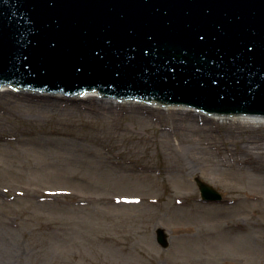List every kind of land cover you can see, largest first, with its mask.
<instances>
[{"label": "rangeland", "instance_id": "374dc122", "mask_svg": "<svg viewBox=\"0 0 264 264\" xmlns=\"http://www.w3.org/2000/svg\"><path fill=\"white\" fill-rule=\"evenodd\" d=\"M101 101L122 105L0 95V264H264V165L218 168L214 152L190 151L201 130L167 133V118L93 110ZM196 178L221 199L202 200ZM244 191L262 199L229 203Z\"/></svg>", "mask_w": 264, "mask_h": 264}, {"label": "water", "instance_id": "95a60500", "mask_svg": "<svg viewBox=\"0 0 264 264\" xmlns=\"http://www.w3.org/2000/svg\"><path fill=\"white\" fill-rule=\"evenodd\" d=\"M0 86L261 118L264 0H0Z\"/></svg>", "mask_w": 264, "mask_h": 264}, {"label": "bare ground", "instance_id": "6f19581e", "mask_svg": "<svg viewBox=\"0 0 264 264\" xmlns=\"http://www.w3.org/2000/svg\"><path fill=\"white\" fill-rule=\"evenodd\" d=\"M14 90L10 86H0V95ZM99 96L96 91L93 93H82L77 100L79 101H87L89 103H94L98 101ZM100 101V100H99ZM132 100H124L122 105L114 104V102L105 103L101 101L104 105H91L92 109H99L104 113H110L111 111L126 108L129 109H137L142 113H148L150 115H155L164 119L171 120V124L167 128L166 132L178 133L182 127V124L185 125L188 129L192 131L201 130L205 137H202L198 140V142H191L190 151L193 149V144L196 143L195 149L199 152H214L218 155V168L224 166H232L240 171H244L246 166L257 167L264 165V117H245V116H224L218 114L211 113H197L194 109L188 107H174V106H145L142 104H135L131 102ZM142 101V100H140ZM121 103V102H120ZM89 110H91L89 108ZM203 119L204 123L199 125L196 123V120ZM166 122V120H164ZM213 129H217L213 135L222 141H227L225 139H221V133H226L229 136L231 141H239L237 148H233V145L230 143L226 144L225 147L221 145V142L218 140H213L211 138V133ZM222 131V132H221ZM244 136L247 141H240ZM228 139V138H227ZM169 145L171 143L167 142ZM190 143V144H191ZM177 150V147L173 146L171 149ZM193 149V150H195ZM172 152V151H171ZM196 163H189L186 168H195ZM248 198L249 200H258L262 199V195L256 191H244L240 194L237 200H232L229 203H234L235 201H243L244 198ZM223 209V208H222ZM220 209V213H225V210ZM254 224V223H251ZM244 223H238L234 221L225 227L229 228H244Z\"/></svg>", "mask_w": 264, "mask_h": 264}]
</instances>
